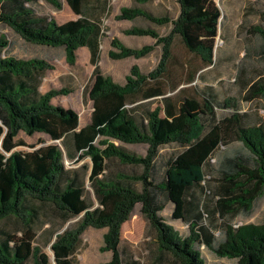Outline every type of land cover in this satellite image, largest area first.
Wrapping results in <instances>:
<instances>
[{"label":"trees","instance_id":"obj_1","mask_svg":"<svg viewBox=\"0 0 264 264\" xmlns=\"http://www.w3.org/2000/svg\"><path fill=\"white\" fill-rule=\"evenodd\" d=\"M40 1L56 11L63 8L62 0H0V24L27 43L63 49L71 65L77 62L78 49L87 48L97 69L102 18L85 15V0H67L80 18L58 24L39 14ZM133 1L145 5L154 0ZM216 1L177 0L180 13L175 20L136 6L123 8L120 20L146 19L159 26L171 24L172 29L163 38L152 29L128 30V35L157 39L162 45L161 60L149 74L133 67L123 85L105 77L90 95L93 112L83 128L76 114L52 104L55 97L71 94L70 90L45 94L39 90L52 65L41 58L10 55L5 51L10 42L6 36L0 38V264H51L44 246L36 242L44 211L60 218V229L79 218L62 232L49 231L53 238L44 245H50L56 264H78L74 257L89 228L108 230L103 251L112 252L113 258L102 264H123L119 255L122 227L137 205L155 231L159 251L177 264H207L205 251L219 260L212 264H264V223L235 224L238 218L251 217L264 199V119L247 124V115L234 98L220 102L211 93L202 99L167 96L175 90L166 88V79L177 38L200 61L201 69L214 65L222 20ZM253 32L262 39L259 56L264 61V29L254 27ZM113 46L118 52L110 56L115 59H141L155 50L154 46L131 49L118 40ZM194 79L192 74L187 81ZM242 83L243 101L264 99V73ZM150 100L159 102L156 109L133 107ZM217 110L223 112L221 117ZM22 133L45 134L60 144L17 151L25 146L19 140ZM212 133L219 139L215 148L207 141ZM115 142L146 145L147 154L138 155ZM171 145L178 150L164 162L165 174L159 179L160 152ZM208 145L210 149L200 158L181 161ZM86 157L90 164L73 169L65 165L66 159L76 163ZM114 163L143 171H111ZM88 177L97 208L88 197ZM170 203L181 209L188 224L186 236L162 217Z\"/></svg>","mask_w":264,"mask_h":264},{"label":"rangeland","instance_id":"obj_2","mask_svg":"<svg viewBox=\"0 0 264 264\" xmlns=\"http://www.w3.org/2000/svg\"><path fill=\"white\" fill-rule=\"evenodd\" d=\"M216 2L222 12V20L216 40L214 65L201 69L200 61L190 54L181 40L177 38L172 49L173 56L166 79V88L169 90L175 87V90L169 91L167 96L179 100L187 97L202 99L206 93H211L220 102L234 98L239 104L241 112L247 115L245 122L255 124L260 119H264V99L250 103L243 101L245 89L242 82L255 78L258 73H264V61L259 56L262 39L253 32L254 27L259 26L264 29V0H217ZM62 3V10L56 11L46 2L40 1L39 14L52 17L58 24H65L80 18L71 9L67 0H62ZM134 6L143 8L156 17H170L172 20H175L180 13L177 0H154L145 5L137 4L133 0H85V15L102 18L104 33L97 69L92 64L91 54L87 48L78 49L77 62L71 65L67 62L63 49L27 43L2 24H0V38L6 36L10 42V46L5 50H8L10 55L19 59L41 58L52 65L53 69L42 78L39 90L43 94L60 89L70 90L71 94L55 97L52 104L66 112L76 114L80 119V128H83L90 123L93 112L90 95L101 85L105 77H111L116 83L123 85L133 67L137 66L143 74H149L156 69L161 60L162 45L157 44V39L151 36L128 35L127 32L133 28L152 29L163 38L169 35L172 25L159 26L146 19L135 21L119 19L123 8ZM105 9L106 12H103ZM116 40L131 49L154 46L155 50L149 56L141 59L133 57L115 59L110 56V53L118 52L113 46V42ZM5 51L2 54L3 57ZM242 69H244V74L240 76ZM192 74H195V79L188 82L187 79ZM158 103L157 100H150L135 104L133 107L154 110L158 107ZM131 107L129 106V108ZM141 112L142 109L139 110V113ZM217 113L219 117L223 115L220 110H217ZM19 140L23 141L25 146H20L17 151L23 152H31L37 148L53 144L47 135L39 133L33 136L22 133ZM207 141L212 142L214 148L219 145L218 136L214 133L208 136ZM115 145L125 147L138 155L146 156L147 154L148 147L146 145H129L120 142H115ZM209 149V145L199 148V150L187 154L181 161L189 157L194 160L200 158ZM177 150L178 147L175 145L164 147L161 150L158 160L159 179L165 174L164 162ZM76 160L78 162L75 163V161L66 159V167L73 169L91 163L88 157ZM214 163L216 164V162ZM119 169L125 172L136 170L140 174L143 171L141 167L133 169L132 167L120 166L118 163L111 164V171ZM86 188L89 199L94 202L93 208H97L98 202L91 188L89 177L86 179ZM138 188L140 189L141 186ZM141 209L142 206L137 205L129 221L122 227L119 255L123 264H177L170 255L159 251L155 241V231L150 227ZM45 213H48L49 216H46ZM162 217L181 235L186 236L189 233L188 224L183 221L181 209L176 203H170L162 213ZM78 221L79 218L73 219L63 229H60V218L51 211L43 212L37 225L36 242L44 246V251L49 256L51 264H55L53 252L50 245H44L49 244L53 238L49 231L56 228L58 233L62 232L66 228L75 226ZM262 223H264V199L259 203L251 217L235 220V224L238 226ZM107 232V229L89 228L86 230L81 237V243L74 257L75 261L78 264L110 262L113 253L103 251ZM204 257L207 264L219 261L207 251L204 252ZM224 262L231 263L229 261Z\"/></svg>","mask_w":264,"mask_h":264},{"label":"water","instance_id":"obj_3","mask_svg":"<svg viewBox=\"0 0 264 264\" xmlns=\"http://www.w3.org/2000/svg\"><path fill=\"white\" fill-rule=\"evenodd\" d=\"M52 142H53V144H54V143H58V144H60L59 141H52ZM54 259H55V256H54ZM55 264H56V263H55Z\"/></svg>","mask_w":264,"mask_h":264}]
</instances>
